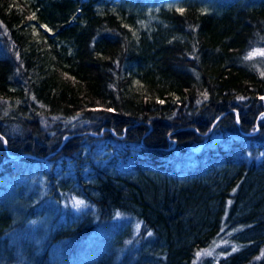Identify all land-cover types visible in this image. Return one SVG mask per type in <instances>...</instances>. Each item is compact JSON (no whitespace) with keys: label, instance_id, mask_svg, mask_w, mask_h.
Returning <instances> with one entry per match:
<instances>
[{"label":"trees","instance_id":"1","mask_svg":"<svg viewBox=\"0 0 264 264\" xmlns=\"http://www.w3.org/2000/svg\"><path fill=\"white\" fill-rule=\"evenodd\" d=\"M168 1L0 0V264H264V0Z\"/></svg>","mask_w":264,"mask_h":264},{"label":"rangeland","instance_id":"2","mask_svg":"<svg viewBox=\"0 0 264 264\" xmlns=\"http://www.w3.org/2000/svg\"><path fill=\"white\" fill-rule=\"evenodd\" d=\"M177 2L176 0H173V1H168V2H165L164 5H176ZM85 202L82 201V200H74V201H71L70 202V205L71 207L75 210V211H79L81 208H83ZM140 229V224H137V233ZM90 241L91 243H96V242H100V230H97L93 235H91L90 237ZM221 246L219 244L211 247V248H208V249H205L203 251H201L199 254H198V257H197V261H199L201 258H204L206 256H209V255H213L216 253V251L220 248Z\"/></svg>","mask_w":264,"mask_h":264},{"label":"snow or ice","instance_id":"3","mask_svg":"<svg viewBox=\"0 0 264 264\" xmlns=\"http://www.w3.org/2000/svg\"><path fill=\"white\" fill-rule=\"evenodd\" d=\"M180 11H183V10H180ZM34 18V17H33ZM256 53H252V54H250V55H255ZM260 55H264V52H260L259 53ZM261 99H264V97H262ZM149 234H151V233H149Z\"/></svg>","mask_w":264,"mask_h":264},{"label":"water","instance_id":"4","mask_svg":"<svg viewBox=\"0 0 264 264\" xmlns=\"http://www.w3.org/2000/svg\"><path fill=\"white\" fill-rule=\"evenodd\" d=\"M19 157H21V156H19ZM19 157H18V158H19ZM16 158H17V157H16Z\"/></svg>","mask_w":264,"mask_h":264}]
</instances>
